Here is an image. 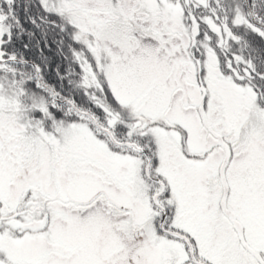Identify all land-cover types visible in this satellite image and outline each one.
I'll return each instance as SVG.
<instances>
[{
	"label": "snow or ice",
	"instance_id": "snow-or-ice-1",
	"mask_svg": "<svg viewBox=\"0 0 264 264\" xmlns=\"http://www.w3.org/2000/svg\"><path fill=\"white\" fill-rule=\"evenodd\" d=\"M0 264H264V0H0Z\"/></svg>",
	"mask_w": 264,
	"mask_h": 264
}]
</instances>
